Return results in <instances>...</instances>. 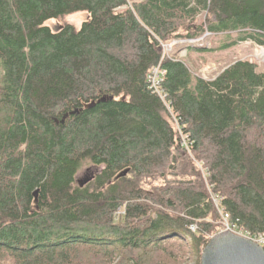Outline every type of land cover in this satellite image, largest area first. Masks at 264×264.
<instances>
[{"label":"trees","instance_id":"1","mask_svg":"<svg viewBox=\"0 0 264 264\" xmlns=\"http://www.w3.org/2000/svg\"><path fill=\"white\" fill-rule=\"evenodd\" d=\"M206 33L264 47V0H0V264H201L222 214L264 233V70L164 55Z\"/></svg>","mask_w":264,"mask_h":264},{"label":"rangeland","instance_id":"2","mask_svg":"<svg viewBox=\"0 0 264 264\" xmlns=\"http://www.w3.org/2000/svg\"><path fill=\"white\" fill-rule=\"evenodd\" d=\"M204 16L205 14L200 18L204 19ZM88 18V13H78L67 17L63 23H68L79 29ZM63 23L53 20L47 22L46 25L57 32L60 29V24L63 25ZM225 42V35L213 36L206 33L198 40H173L163 46V51L165 56H175L183 60L196 75L206 80L214 79L223 69L238 60L254 62L264 70V59L260 55L264 47L252 42H244L224 49L222 46ZM202 48L207 51H198ZM98 171L92 166H86L79 172L76 180L82 182L89 175L96 174Z\"/></svg>","mask_w":264,"mask_h":264},{"label":"water","instance_id":"3","mask_svg":"<svg viewBox=\"0 0 264 264\" xmlns=\"http://www.w3.org/2000/svg\"><path fill=\"white\" fill-rule=\"evenodd\" d=\"M94 106L93 103L87 108ZM128 173L129 170L122 172L117 179ZM201 264H264V248L231 232H221L203 250Z\"/></svg>","mask_w":264,"mask_h":264},{"label":"built area","instance_id":"4","mask_svg":"<svg viewBox=\"0 0 264 264\" xmlns=\"http://www.w3.org/2000/svg\"><path fill=\"white\" fill-rule=\"evenodd\" d=\"M160 71L158 69L154 70L152 73V81L153 83L157 84L159 83L160 80ZM194 230V229H192ZM221 232H231L233 234H236L238 236L244 237L248 240H251L252 242L258 244L259 246H261L262 248H264V233L263 234H259V235H255V236H251L250 234L244 233L242 230H240L238 227H236L235 225H233L230 222V217L228 215L222 214V224H221V228L219 230V233ZM218 233V234H219Z\"/></svg>","mask_w":264,"mask_h":264},{"label":"bare ground","instance_id":"5","mask_svg":"<svg viewBox=\"0 0 264 264\" xmlns=\"http://www.w3.org/2000/svg\"><path fill=\"white\" fill-rule=\"evenodd\" d=\"M260 55L263 57L264 59V49L261 51Z\"/></svg>","mask_w":264,"mask_h":264}]
</instances>
